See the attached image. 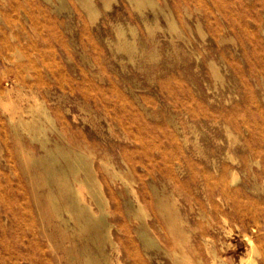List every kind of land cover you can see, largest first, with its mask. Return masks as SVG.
I'll use <instances>...</instances> for the list:
<instances>
[{"label": "rangeland", "instance_id": "obj_1", "mask_svg": "<svg viewBox=\"0 0 264 264\" xmlns=\"http://www.w3.org/2000/svg\"><path fill=\"white\" fill-rule=\"evenodd\" d=\"M37 102L51 122L17 136ZM61 146L97 237L56 226L33 162ZM250 241L264 264V0H0V264H241Z\"/></svg>", "mask_w": 264, "mask_h": 264}, {"label": "bare ground", "instance_id": "obj_2", "mask_svg": "<svg viewBox=\"0 0 264 264\" xmlns=\"http://www.w3.org/2000/svg\"><path fill=\"white\" fill-rule=\"evenodd\" d=\"M145 0H135V2L139 4L143 3ZM148 1V0H147ZM93 2V1H92ZM83 3L86 6H90L91 5V0H83ZM153 3V2H152ZM151 3V4H152ZM157 4V3H156ZM93 7V6H92ZM89 8V7H88ZM66 9V8H65ZM91 10V9H90ZM164 10V9H162ZM95 11V10H93ZM158 12V11H157ZM92 13V12H91ZM160 14V13H159ZM159 18V17H158ZM178 24V23H177ZM156 25V24H155ZM130 29V28H129ZM177 30V29H176ZM157 32V31H156ZM116 33V32H115ZM138 34V33H137ZM121 36V35H120ZM130 36V35H129ZM123 38V37H121ZM130 41V40H129ZM17 42V41H15ZM18 46V45H17ZM20 46V45H19ZM120 47H126L129 48L130 50H134V48L127 42H121L120 41ZM145 47V46H144ZM183 51V50H182ZM143 54V53H142ZM152 54V53H151ZM17 55V54H16ZM167 55V54H166ZM183 55V54H182ZM156 56V55H155ZM159 57V56H158ZM156 60V59H155ZM151 61V60H150ZM197 61V60H196ZM218 76V75H217ZM10 93V92H9ZM8 94V93H7ZM20 95V94H19ZM35 95V94H34ZM7 96V95H6ZM21 96V95H20ZM5 97V96H4ZM13 97V96H12ZM18 97V96H17ZM36 97V96H35ZM33 98V97H32ZM10 99V98H9ZM23 99V98H22ZM31 99V98H30ZM36 98V101H38ZM14 100V99H13ZM12 100V101H13ZM27 100H29L27 98ZM35 101V100H34ZM35 101V102H36ZM41 101V100H40ZM27 102V101H26ZM4 104V103H3ZM12 104V103H11ZM32 104V103H31ZM44 104V103H43ZM30 105V104H29ZM34 111L32 109L29 108V113L33 115L32 119L30 118V120L25 119L22 114H19V117H16L15 115H10V118L8 119L12 127V129L14 130V134H16L17 136H19L21 133L23 134V132H27L29 133L31 136L33 137H37L40 135V133L43 132L44 130V126H43V119L41 117L44 118V120L46 122H51L48 114L46 111H48L47 109L45 110L44 106L37 102L36 104H33ZM45 105V104H44ZM30 107V106H29ZM18 110H24L21 107H17ZM20 108V109H19ZM20 110V111H21ZM3 111V110H2ZM16 112V111H13ZM25 113V112H24ZM37 114V115H36ZM26 115V114H25ZM174 118V117H173ZM42 119V120H41ZM54 122V121H53ZM55 124V123H54ZM53 127H57V125L53 126ZM59 129V128H58ZM55 131V130H54ZM59 133V131H57ZM45 133V132H44ZM13 134V133H12ZM46 134V133H45ZM43 135V134H42ZM40 135V136H42ZM195 135V134H194ZM16 136V137H17ZM27 136V135H26ZM48 136V135H47ZM44 137V136H43ZM38 138V137H37ZM17 139H19L17 137ZM22 140V139H21ZM37 141V140H36ZM40 141V140H39ZM43 141V140H41ZM46 141V139H45ZM51 143V139L49 140ZM17 142H20V140H18ZM48 142V139H47ZM46 142V143H47ZM45 143V142H44ZM57 143V142H55ZM21 144V143H20ZM50 144H48L49 146ZM21 146V145H20ZM23 147V144H22ZM58 147V146H57ZM56 147V149H57ZM62 147V146H61ZM21 148V147H20ZM46 148V146H45ZM49 148V147H48ZM63 148V147H62ZM62 148L59 151V154H61V157H57L52 154H50L51 151H47V153H49L50 155H48V157L51 158L46 160L48 161L47 163H42L45 161H40L41 165H38L37 162H33V165H35L36 167L38 166H43L44 171H43V180L45 181L44 184L47 185L48 187V196L51 198V209L55 214V217L57 218V223L56 226L59 228V230L62 231V234L64 235V239L68 238L67 235L69 233L70 228L72 229V233L75 234L76 232H82V230H88L89 231V236H93V234L95 233V235L93 237H97L99 234L97 233V227L99 226H103L104 228H109V222L106 220V213L105 211H102L101 214H98L96 212H94L92 205L87 202L85 200L84 197V191L88 190V187L86 186V182L87 181H91V180H96V178L92 175V176H86L85 179L81 178L79 176L80 170L82 168H85L87 166H89V163L86 161L85 156H82L81 154H75L74 156L72 155L73 151H68L67 149L64 151H62ZM202 148V147H201ZM25 149V148H23ZM52 149V148H49ZM47 149V150H49ZM53 150V149H52ZM56 152V150H54ZM53 152V151H52ZM75 152V151H74ZM73 152V153H74ZM255 152V151H254ZM46 153V154H47ZM257 153V151H256ZM255 153V154H256ZM54 154V153H53ZM57 154V153H56ZM30 156V154H28ZM251 155V154H250ZM53 156V157H52ZM254 156V155H253ZM43 157H46L43 156ZM252 157V156H251ZM31 158V157H30ZM28 158V159H30ZM33 158V157H32ZM34 159H36L34 157ZM43 159V158H42ZM65 163H64V161ZM252 159V158H251ZM27 160V157H26ZM41 160V159H40ZM253 160V159H252ZM256 160V159H255ZM39 161V159H38ZM250 161V160H249ZM254 161V160H253ZM32 162V161H31ZM252 162V161H251ZM30 164V162H29ZM92 164V163H91ZM252 164V163H250ZM86 169V168H85ZM90 169H88L89 171ZM114 170V169H113ZM108 173L110 172V169L107 168ZM87 173V172H86ZM111 175L115 176L116 173H111ZM237 176V175H236ZM35 179V178H33ZM37 179V177H36ZM239 183V178L237 177H233L232 181H227V179L225 177H223L221 179V188H222V192L224 194L227 195H232L233 192H237L238 189H231L230 185H238ZM240 184V183H239ZM91 185V184H90ZM57 187V191L56 188ZM254 188V187H253ZM164 198V197H163ZM168 198V197H167ZM95 200V199H94ZM100 200V199H99ZM165 200V198H164ZM167 203V202H166ZM164 205V204H162ZM170 205V204H168ZM167 205V206H168ZM180 205V204H179ZM173 206V205H171ZM165 207V206H164ZM175 207V206H174ZM141 209V206H140ZM138 209V210H140ZM167 209L164 208L163 211ZM169 209V208H168ZM137 209L135 208H131L129 211L131 212V214H135L137 215L138 212ZM172 210V209H170ZM175 210V209H174ZM143 211V210H142ZM167 212V210H166ZM177 212V211H176ZM68 215H67V214ZM139 216V215H138ZM170 217V216H168ZM171 218V217H170ZM169 218V219H170ZM173 219V218H171ZM168 220V221H171ZM71 220H73L75 222L74 225L71 224ZM177 221V219H175ZM174 221V220H173ZM171 223V222H170ZM176 223V222H175ZM174 223V224H175ZM173 225V224H172ZM175 225H173L172 227L174 228ZM102 227V228H103ZM143 227V226H142ZM145 228V227H144ZM143 228V229H144ZM148 228V226H147ZM101 229V228H100ZM104 230V229H103ZM85 232V231H84ZM87 232V231H86ZM100 232V231H99ZM107 233V232H106ZM97 234V235H96ZM148 236L146 231H143L142 235ZM81 235V234H80ZM85 235V234H84ZM101 235V234H100ZM143 235V236H144ZM79 236V234H78ZM109 238V237H108ZM107 238V239H108ZM182 238V237H181ZM50 239V238H49ZM85 239V238H84ZM90 239V238H89ZM97 239V238H96ZM98 240V239H97ZM101 240V239H100ZM103 240H106L103 238ZM149 241V239H147ZM86 241V240H85ZM88 241V240H87ZM95 241V240H94ZM99 242V241H98ZM104 242V241H101ZM107 242V241H106ZM150 242H151V238H150ZM52 243V242H51ZM114 243V242H113ZM53 244V243H52ZM95 244V242H94ZM105 244V243H104ZM251 244V255H250V259L249 260H243L241 264H254L255 263V255H259V249L256 245H254V243L252 241H250ZM52 247H54L52 245ZM97 247V246H96ZM99 247V246H98ZM101 247V246H100ZM102 248H104L103 244H102ZM55 249V248H54ZM212 249V248H211ZM87 252V253H86ZM89 249L86 246L82 253H86V261H90V264H94L93 260L91 258V256L88 254ZM99 252V251H98ZM101 252V251H100ZM81 253V252H80ZM92 255V254H91ZM189 255V254H188ZM84 257V256H83ZM102 257V256H101ZM177 257V256H176ZM70 258L72 260H75L76 257L73 253L70 254ZM99 258V257H98ZM179 259V257H178ZM102 260V259H101ZM178 261V260H177ZM75 262V261H73ZM102 264H111V261L109 259V257L104 253L103 254V262Z\"/></svg>", "mask_w": 264, "mask_h": 264}]
</instances>
